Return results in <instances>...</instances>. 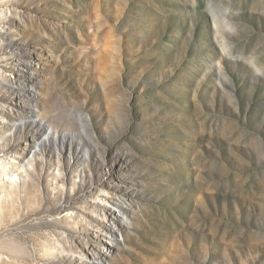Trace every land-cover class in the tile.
I'll return each mask as SVG.
<instances>
[{
	"label": "rangeland",
	"instance_id": "374dc122",
	"mask_svg": "<svg viewBox=\"0 0 264 264\" xmlns=\"http://www.w3.org/2000/svg\"><path fill=\"white\" fill-rule=\"evenodd\" d=\"M0 264H264V0H0Z\"/></svg>",
	"mask_w": 264,
	"mask_h": 264
}]
</instances>
